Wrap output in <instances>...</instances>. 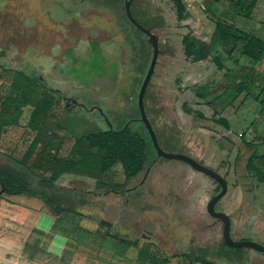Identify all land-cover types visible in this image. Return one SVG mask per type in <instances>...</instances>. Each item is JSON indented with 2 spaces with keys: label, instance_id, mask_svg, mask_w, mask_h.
<instances>
[{
  "label": "rangeland",
  "instance_id": "rangeland-1",
  "mask_svg": "<svg viewBox=\"0 0 264 264\" xmlns=\"http://www.w3.org/2000/svg\"><path fill=\"white\" fill-rule=\"evenodd\" d=\"M185 2L187 15L184 20L179 19L172 0H136L133 5L135 17L144 26L151 25L150 13L165 18L161 36L172 52V56L167 58L166 54L159 56L145 95L147 115L151 120L157 116L159 122L177 128L183 134L184 138H181L172 131L167 134L158 131L160 145L165 151L187 154L222 173L230 184L232 201L242 191L245 207L251 211L238 213L235 218L240 221L248 216L255 217L257 222L253 228L264 235V182H260L246 169L247 160L252 154L257 153V159L264 155V145L252 148L246 146L247 142L258 136L264 138V59L253 65L242 55L241 44L234 46L233 54L230 55L228 50L232 44L229 40L214 35L216 17L212 13L219 16L229 6L228 1ZM125 3L126 0H5V5L0 9V63L4 65L0 67V98L4 101L13 93V82L18 71H25L28 75L41 78L47 90L60 91L69 98L77 97L80 104L66 110L65 102L55 93V107L47 116L40 118L36 129L29 127L33 108L22 107L12 123L4 129L3 133L10 131L12 138L4 137L2 152L23 160L41 132L44 139H51V143L46 146H50L52 152L64 160H78L84 154H92L97 158L98 151L90 149L87 143L76 144L75 137L107 129L108 121L116 128L131 122L134 129L148 136L140 121L138 102L151 59L145 69V57L136 51V46L145 36L128 20ZM143 11L146 13L143 14ZM236 22L241 29L264 38V0H259L250 19L238 18ZM67 24L73 25L72 33H76V39H70V32L66 31L67 26H70ZM187 34L201 41L199 49L207 57L201 63L185 53L183 37ZM27 46H34L35 49L27 50ZM69 47H74L75 57H71ZM218 59L222 68L216 62ZM163 62H169L170 66L163 69ZM212 80L215 81L213 94H221V97L209 104L197 98L194 90ZM238 85L244 88L242 92L237 89ZM194 110L204 113L207 119L193 117L198 124L191 128L180 119L178 112L183 117L191 118L192 115L188 113ZM219 119H226L229 125L219 123ZM59 124L66 129L60 130ZM191 141L202 157L190 149ZM46 146L44 143L38 145L28 159L29 165L39 162L43 148L48 149ZM150 148L149 160L156 155L151 145ZM154 162L153 191L163 187L173 195L179 181L193 183L199 175L204 177L180 160L157 158ZM259 164L264 170V164ZM37 172L56 174L57 181L63 184H68L71 178L86 180L82 189L79 183L63 187L85 191L91 200L90 204L81 208L78 214H56L40 198L3 194L0 197V264H12V259L1 253V249L6 246L5 238L9 235L3 227L7 226L5 220L9 219L15 226L17 220L26 214L28 227L40 215L41 226L45 231L42 234L32 233L34 237L24 245V256L27 255L29 261L19 256L16 264H67L70 258L68 252L57 258L50 256L47 251L46 242L54 233L69 236L72 247L83 250L85 256L86 252L93 255L97 251V244L104 246L107 255L113 249L124 250L128 247L131 259L137 255V264L147 263L153 255L168 260L169 264H186L183 251L187 248H180L181 237L185 233L179 229L182 220L170 218L174 213L175 217L183 219L185 226L191 229V236H194L193 217L185 215V212L193 214L206 211L208 197L216 187L212 180L201 182L203 187L197 200H193V188H189L191 193L186 207L182 210L176 205L171 210L164 207L158 197L152 202L145 200V193L144 196L129 195L127 204L125 195L109 190L97 194V180L108 179L115 184H124L126 177L121 164L114 165L105 175L101 173L97 161L88 171L73 168L61 172L44 167L38 168ZM179 186L182 192L185 185ZM135 197H138L137 203ZM135 211H142L153 222L142 220L139 226H135ZM215 232L214 237L219 242V232ZM231 234L236 240L248 238L246 240L264 245V238L237 234L234 229ZM185 240L186 234L184 243ZM80 242L86 243L87 248L77 244ZM236 254L240 256L239 259ZM230 255L231 258L224 256L223 259L215 255L213 259L217 260L216 264H264L260 262L264 253L255 249L242 247L233 250ZM86 262L75 264H90V261ZM130 262L132 264L133 260Z\"/></svg>",
  "mask_w": 264,
  "mask_h": 264
},
{
  "label": "trees",
  "instance_id": "trees-1",
  "mask_svg": "<svg viewBox=\"0 0 264 264\" xmlns=\"http://www.w3.org/2000/svg\"><path fill=\"white\" fill-rule=\"evenodd\" d=\"M135 1L136 0H133L131 4V12L134 17L133 5ZM172 1L176 6L179 19H186L187 7L185 0ZM213 1L218 3L221 0ZM226 1L229 2V6L224 9L219 16L214 14V12L212 13L213 17H216L214 35L219 39L225 41L229 40L230 44H232V48L228 50V54L232 55L234 46L241 44L242 55L248 58L252 64H258L264 59V39L239 29L236 27L235 21L238 16L251 18L259 0ZM106 3L108 4V2ZM3 5H5V0H0V9ZM208 12L211 13L210 10H208ZM142 13L144 14L146 12L143 11ZM130 23L145 36V34L131 21ZM151 23L163 25L165 20L160 14H153ZM67 25L70 26H67L66 29L68 33L70 32V39H76V33L75 35L72 33L73 25ZM83 38L84 37L81 39ZM88 38L89 36L86 37V39ZM183 43L185 44V53L187 56L193 57L196 61L207 58L201 53L199 49L201 41L196 36L190 34L185 35L183 37ZM26 49L34 50L35 48L34 46H27ZM136 51L138 55H144L146 62L143 65L146 69L152 56L151 46L146 42V39L142 38L139 41L138 46H136ZM68 52L72 54L71 57H75L74 47H69ZM216 62L219 68H222L221 61L218 59ZM0 67H4V65L0 63ZM145 71L146 70H144V72ZM214 88L215 81H207L195 88V95L206 103L212 104L221 97V94H213ZM237 89L242 92L244 88L242 85H238ZM55 93L58 97L62 98L63 94L60 91L54 92L52 90H47L41 78L35 75H28L25 71H18V76L13 82V93L4 101L0 98V145L5 127L12 123L22 107L31 106L33 108L29 127L36 129L40 118L42 116H47L55 107L57 102ZM199 114L200 116L205 115L202 112ZM218 122L225 126L229 125L226 119H219ZM58 128L60 130L66 129L62 124H59ZM146 131L147 137L140 130L134 129L130 122L128 124L125 123L119 128L112 125V127H108L104 130L76 136L75 143H87L90 149L98 151L99 156L97 158L92 154H84L81 155L78 160H64L60 155L52 152L50 146H46L51 143V139H44L41 132L38 134L37 139L31 144L23 160H18L2 152L0 149V197L3 194L29 195L31 197L40 198L56 214H78L81 208L90 204L91 200L87 193L82 190H74L60 186L57 183L58 177L56 174L45 175L37 172V169L45 167L48 170L58 169L61 172H67L68 170L77 168L81 171H88L93 163L97 161L101 173L105 175L110 172L114 165L121 164L126 181H129L132 177L144 171L146 166L150 163V145L155 151L149 132L147 129ZM40 143H44V146L48 147V149L43 148L37 164L29 165L28 159ZM261 145H264V138L260 136L246 144V146L250 148L255 146L259 147ZM257 157V153L250 156L247 170L260 182H264V170L259 164L260 162L261 165L264 164V155L259 159H257ZM95 185L97 189L104 188L111 190L112 188H121L125 184L120 185L112 183L108 179H100L96 181ZM233 250L236 249L228 247V250H222L220 254L231 258L230 253H233ZM144 251L145 249L142 252L144 253ZM208 255V249H200L199 252H196L192 248L189 253L185 254V258L187 263L188 260H190L191 264L195 261H200L203 264H215L208 260ZM237 256L239 259L240 256ZM149 259L153 264H161V261L168 262L166 259L161 260L157 255H153L149 257Z\"/></svg>",
  "mask_w": 264,
  "mask_h": 264
},
{
  "label": "flooded vegetation",
  "instance_id": "flooded-vegetation-1",
  "mask_svg": "<svg viewBox=\"0 0 264 264\" xmlns=\"http://www.w3.org/2000/svg\"><path fill=\"white\" fill-rule=\"evenodd\" d=\"M150 14H151V16L153 15L152 13H150ZM164 20H165V18H164ZM164 24L163 25H157V24L151 23L150 26H145V27L151 28L154 31V33L159 35V49L161 51L159 56L161 54H166L167 56L165 58H167L170 55L172 56V52L170 50V47L167 46L165 43H163L165 41L162 40V36H161L162 34L161 33L163 32L162 30H163ZM145 39H146V42L148 43V36L146 34H145ZM151 49H152V56H151L150 63L147 67V71L150 67L152 57H153V47L152 46H151ZM159 56H158V59H159ZM169 66H170L169 62H165V63L163 62L162 63L163 69H167ZM147 71H146V73H147ZM146 73H145V75H146ZM158 75H161V73H158ZM67 98H69V97L62 95V99L66 105V110L71 109L72 106H74V105L76 106V105L80 104L79 98H77V101L72 100L70 105L67 106ZM192 113H190V112L188 113L189 115H192V117L190 118V117H183L182 113L178 112L180 119L183 122H185L187 126H189L191 128L193 126H195V124H198V123H196L197 121L193 120V117H195V119H200V120L207 119L206 115L200 116V114H199L200 111L194 110ZM102 115L106 118V116L104 114H102ZM152 118H153V120H151L150 118L149 119H150V122H151V124H152V126H153V128L157 134V137H158V131H160L161 133H164V134H167L168 131L169 132L172 131L171 133H175L177 136L184 138L183 134L179 133L178 132L179 130L177 128L171 127L170 125L165 124L162 121L159 122V120H158L159 118H157V116H153ZM140 121H142L141 115H140ZM143 125L145 126L144 123H143ZM146 129H147V127H146ZM191 143H193V141H191L190 144ZM190 149L197 151L202 157L201 152L197 148H194L193 144H191ZM172 153H177V152H172ZM180 154H184V153H180ZM184 155H187V154H184ZM187 156H189V155H187ZM189 157L196 160L195 158H193L191 156H189ZM157 158H164V157H158L157 152H156L155 157H153V159H151L150 163L146 166L144 171H142L137 176L132 177L131 178V179H133L132 181H130V180L126 181L125 180V182H124L125 185L123 187L112 188L111 191H113L116 194L125 195V197H126L125 203L126 204H127V200L129 201V198H128L129 195L139 194V195L144 196V193H145V196L143 197L145 200H149L150 202H152V200L154 198L158 197L159 202H162L164 207H167V208H170L171 210H174L173 208L177 205V206H180L183 210L186 207L185 203H187V200L190 197L191 192H190L189 188H191V189L193 188L192 189V192H193L192 195L194 196L193 200L194 199L197 200L198 194H199L201 188L203 187L202 185H200L201 182H203L205 180H212L216 184V187L213 189V191L210 193V195L208 197V200L206 202V207H205L206 211H200V212L193 213V214L185 212V215H189V216L193 217L194 236H191V229L187 228V226H185L183 219L179 218L178 216L175 217L173 215L174 213H172V217L170 219L176 220V221L182 220V223L179 224V229L182 232H185L184 234H186V240L184 243L183 242L184 241V234H182V237H181L182 238L181 239L182 246H180V248H182L183 250H185L187 248V250L183 251V255H184L183 257H185V254L189 253L192 248L196 252H199L200 249H208V252H209V255L207 257L208 260L210 262H214L216 264L217 260L213 259L214 256L217 255L220 259H223L224 256L221 255L220 252L222 250H227L228 247H230L224 242L223 222H221L219 218L214 217L212 214H209L207 211V203L209 202V200L213 196H215L221 192L220 183L215 178L211 177L209 174H206L205 172L199 171L198 169L194 168L187 161H184L182 159H176V160H180V161L187 163L193 169H195L196 171L203 174L204 177L199 175V177L197 179H195V181L193 183L185 182L182 180L179 181V183L176 184V186H175V188H176L175 192L176 193L173 195H171V193L169 192L168 189L165 190L163 187L157 191H155V190L153 191L152 190V183L154 182L153 168L155 165L154 161H156ZM167 159H170V158H167ZM209 159H211V158H209ZM249 159L247 160V165H248ZM196 161L202 165H205L198 160H196ZM211 161H212V159H211ZM247 165H246V169H247ZM215 171L218 172L217 170H215ZM218 173H220V172H218ZM220 174L222 175V173H220ZM222 176L224 177V179L226 180V182L228 184V190H227L226 194L220 200H218L217 203L215 204V210L218 212H224L230 217V219H231V231L234 229V231L237 234H243V235L251 234L253 236H258V237L264 238V235L262 233H260L259 231H255L253 228L254 227L253 225L257 222V219L255 217L253 218L251 216H248V218H244L240 221L235 218V216L238 213H243V212L248 213L251 211V209L248 208L249 209L248 210L247 207H245L246 200H245V196L243 195L241 190L239 191V193H237L236 200L232 201L230 199V184L228 183L226 177L224 175H222ZM181 184L185 185L182 192L179 191V189H180L179 185H181ZM102 189H104V188L98 189L99 192L97 194H100V193L104 194L106 191H108L107 189H105V190H102ZM148 190H150V192ZM138 197H135L136 203L138 202ZM176 200H178V201H176ZM238 203H239V205H237ZM252 210H254V209H252ZM134 214H135L134 215L135 218L133 219V222H134L135 226H139L140 222L142 220H147L150 223L153 222V219H148L147 216L142 211L141 212L135 211ZM128 229L130 230V228H128ZM215 231L219 232V242H217L215 237H214V234L216 233ZM152 236H154V234ZM246 239H248V238H244L242 240H246ZM234 249H242V247L234 248ZM260 259H261L260 260L261 263L264 262V255ZM187 264H191V261L188 260ZM193 264H203V263L200 261H195V262H193Z\"/></svg>",
  "mask_w": 264,
  "mask_h": 264
},
{
  "label": "water",
  "instance_id": "water-1",
  "mask_svg": "<svg viewBox=\"0 0 264 264\" xmlns=\"http://www.w3.org/2000/svg\"><path fill=\"white\" fill-rule=\"evenodd\" d=\"M133 0H126L125 3V12L129 18V20L142 32H144L148 36V43L153 47V57L152 61L150 64V67L145 75V78L142 82L140 92H139V110H140V115H141V120L145 124V126L148 129V132L150 134L153 146L157 152L158 157H164V158H170V159H182L184 161H187L190 163L194 168L198 169L199 171L205 172L206 174H209L211 177L215 178L221 185V192L215 196H213L209 202L207 203V211L209 214H212L214 217H217L220 219L221 222H223V238L224 242L232 247V248H247V249H255L260 252L264 253V245L253 241V240H236L232 237L231 234V219L230 217L224 213V212H218L215 210V204L217 203L218 200H220L227 192L228 190V184L224 177L216 172L215 170L209 168L208 166L202 165L196 160L190 158L187 155L180 154V153H172V152H167L165 151L158 140L157 134L150 122V119L147 116L146 113V108H145V95L148 89V85L152 81V78L155 74V68L158 63V56L160 54V49H159V35L154 33V31L151 28H146L143 26L132 14L131 12V4ZM77 101V97H72V98H67V106L70 105L71 101ZM99 109V108H98ZM102 114L103 111L99 109ZM108 121V119L106 118ZM109 127H112V124L108 121ZM68 184H63L57 182L60 186H68L72 187L71 184H80L81 189L83 188L82 184L87 183L86 180L82 178H71ZM70 184V185H69ZM74 188H78V186H74ZM88 190V189H87ZM111 192V190H109ZM113 192V191H112ZM108 193V192H107Z\"/></svg>",
  "mask_w": 264,
  "mask_h": 264
},
{
  "label": "crops",
  "instance_id": "crops-1",
  "mask_svg": "<svg viewBox=\"0 0 264 264\" xmlns=\"http://www.w3.org/2000/svg\"><path fill=\"white\" fill-rule=\"evenodd\" d=\"M238 18H244V17L238 16L236 18V21ZM245 19H250V18H245ZM236 21H235L236 27L241 29L237 25ZM241 30H243V29H241ZM243 31H245V30H243ZM257 36L264 39L263 37H261L259 35H257ZM201 61L202 60H200L198 62L201 63ZM1 82H2V80L0 81V83ZM9 134H10V131L2 134L0 149H2L1 146L3 143L4 137H6V138L9 137V139L12 138V137L10 138ZM111 170H112V168H111ZM26 217H27V214L24 215V217L21 220L20 219L17 220L18 222L15 224V226L11 223V221L9 219H7V220H5V224L7 226H3L8 231L9 235L5 238V240H6L5 245L6 246L1 249V253L4 256H6V258H11L12 260L10 261V263H12V264H16V262H17L16 260L19 258V256L26 257V259L29 261L27 255L24 256V254H25L24 245H26L28 239H32V237H34L33 236L34 234H32L33 232L36 234H42L43 231H45V230H43L44 228H42V226H41L42 224H41L40 215H37L34 218V222L32 223V225L30 227H28V225H27L28 222L26 221L27 220ZM10 227L14 228V229H11ZM91 231L97 232L98 230H91ZM86 233H88V230L86 231ZM46 236H48V235H46ZM23 240H25V241H23ZM77 244H79L80 246H82L84 248H87L86 243L80 242ZM46 245H47L48 253L50 254V256H53V257L61 258L66 252H68V254H69L68 256H70V258L68 259L67 264H75V263L80 262V261H84V262L90 261V264H131V262H130L131 260H133L132 264H137V262H136L137 261V255H134V257H132V259H131V256H129V255H131L130 249L128 247H127V249L124 248V250L113 249V251L110 252L111 255L110 254L107 255L105 253L104 246L100 247L99 245L96 244L97 251L94 252L93 255H88L86 252V256H85L83 250L81 251V250L77 249V247H74V248L72 247L69 236H65L61 233H54V235H51L50 239L46 242ZM103 251H104V253L102 254ZM144 264H153V263H152V261H148L147 263H144ZM161 264H169V263L161 261ZM186 264H187V262H186Z\"/></svg>",
  "mask_w": 264,
  "mask_h": 264
}]
</instances>
